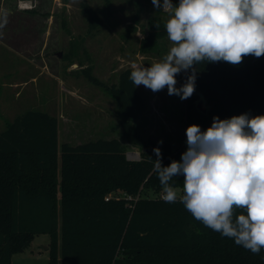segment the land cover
<instances>
[{
    "label": "trees",
    "instance_id": "obj_1",
    "mask_svg": "<svg viewBox=\"0 0 264 264\" xmlns=\"http://www.w3.org/2000/svg\"><path fill=\"white\" fill-rule=\"evenodd\" d=\"M81 9L90 31L97 30L99 13L87 2ZM167 36L165 23L156 22L140 51H153ZM195 67L186 128L206 130L214 116L264 115V56H245L235 66L220 61ZM81 72L117 101L121 137L61 145L59 119L40 110L7 122L0 132V264H12L40 235L50 236V264H264V249L253 254L195 220L179 199H162L149 157L156 159L153 149L159 147L164 166L179 161L187 138L174 148L143 137L134 120L145 104L129 78L132 70H123L110 86L92 66ZM185 74L187 79L190 71ZM199 97L209 102L207 113L198 109ZM123 141L140 149L139 161L127 159ZM183 179L171 183L182 189ZM112 192L122 195L107 201Z\"/></svg>",
    "mask_w": 264,
    "mask_h": 264
},
{
    "label": "rangeland",
    "instance_id": "obj_2",
    "mask_svg": "<svg viewBox=\"0 0 264 264\" xmlns=\"http://www.w3.org/2000/svg\"><path fill=\"white\" fill-rule=\"evenodd\" d=\"M32 1L33 9L21 10L19 0H0V14L7 12V23L0 27V132L26 111L40 110L59 119L61 145L119 139L117 101L89 82L81 69L92 66L93 75L110 86L118 83L125 69L161 61L173 46L168 36L148 53L140 51V43L151 25L166 22L167 14L155 9L152 0ZM82 2L102 18L95 31L89 29ZM176 79L180 87L185 72ZM137 90L145 105L134 123L143 137L180 147L188 123L186 100L168 95L167 87L155 93L143 85ZM200 102L201 97L195 100L196 105ZM123 143L127 159L139 161L140 149ZM134 154L138 157L132 158ZM50 243L49 235L35 237L23 253L13 256L12 264H50Z\"/></svg>",
    "mask_w": 264,
    "mask_h": 264
},
{
    "label": "clouds",
    "instance_id": "obj_3",
    "mask_svg": "<svg viewBox=\"0 0 264 264\" xmlns=\"http://www.w3.org/2000/svg\"><path fill=\"white\" fill-rule=\"evenodd\" d=\"M168 19L165 29L173 43L159 62L133 66L130 80L154 93L190 98L196 86L195 67L224 61L239 65L245 56H264V0H152ZM0 27L7 12L0 14ZM156 28L159 25H155ZM177 87V75L189 73ZM186 150L180 160L162 164L159 147L149 157L162 188V199L179 202L197 221L232 239L237 246L260 254L264 249V115L243 113L201 130H186ZM158 143L162 144L163 141ZM143 152V151H142ZM183 176V187L171 181Z\"/></svg>",
    "mask_w": 264,
    "mask_h": 264
},
{
    "label": "built area",
    "instance_id": "obj_4",
    "mask_svg": "<svg viewBox=\"0 0 264 264\" xmlns=\"http://www.w3.org/2000/svg\"><path fill=\"white\" fill-rule=\"evenodd\" d=\"M18 7L21 10H31L34 7L32 0H19ZM112 197H107L106 200L108 201Z\"/></svg>",
    "mask_w": 264,
    "mask_h": 264
},
{
    "label": "water",
    "instance_id": "obj_5",
    "mask_svg": "<svg viewBox=\"0 0 264 264\" xmlns=\"http://www.w3.org/2000/svg\"><path fill=\"white\" fill-rule=\"evenodd\" d=\"M197 107L202 113H207V107L205 106V103L203 100H201V102L198 103Z\"/></svg>",
    "mask_w": 264,
    "mask_h": 264
},
{
    "label": "bare ground",
    "instance_id": "obj_6",
    "mask_svg": "<svg viewBox=\"0 0 264 264\" xmlns=\"http://www.w3.org/2000/svg\"><path fill=\"white\" fill-rule=\"evenodd\" d=\"M131 157H132V158H137L138 155L134 154V155H132Z\"/></svg>",
    "mask_w": 264,
    "mask_h": 264
},
{
    "label": "crops",
    "instance_id": "obj_7",
    "mask_svg": "<svg viewBox=\"0 0 264 264\" xmlns=\"http://www.w3.org/2000/svg\"><path fill=\"white\" fill-rule=\"evenodd\" d=\"M173 3H174V4H177L174 0H173ZM142 39H143V38H142Z\"/></svg>",
    "mask_w": 264,
    "mask_h": 264
}]
</instances>
